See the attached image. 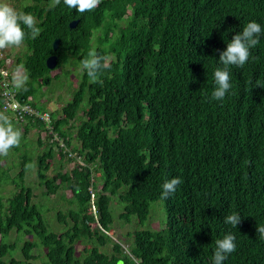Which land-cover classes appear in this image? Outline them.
Listing matches in <instances>:
<instances>
[{
    "label": "trees",
    "instance_id": "obj_1",
    "mask_svg": "<svg viewBox=\"0 0 264 264\" xmlns=\"http://www.w3.org/2000/svg\"><path fill=\"white\" fill-rule=\"evenodd\" d=\"M19 11L31 13L40 29L32 39L24 28L27 51L14 62L27 78L17 87L25 102L46 110L31 98L34 83L49 86L60 77L47 67L52 54L55 68L81 66L94 49L109 58L110 69L92 83L81 66L61 116L51 112L53 131L73 156L41 139L48 130L41 120L18 123L8 115L22 133L10 149L21 159L1 166L0 156V190L7 183L17 189L5 202L0 196V264H32L42 247L45 264H213L215 240L228 233L236 237V250L223 264H264V239L257 234L264 225V0H101L82 14L63 0L54 7L52 0H34L22 2ZM251 21L261 25L259 43L243 67H229L231 88L214 100V71L223 68L219 51ZM78 119L73 137L71 122ZM35 128L36 143L28 137ZM77 156L83 163L63 170ZM29 165L36 166L45 196L71 191V207L56 213L62 231L52 230L43 207L32 201ZM176 177V192L162 198L163 183ZM114 195L120 217L133 226L126 232L133 238L128 250L109 234ZM158 200L163 227L142 228ZM232 213L242 217L237 227L224 223ZM12 230L17 238L9 243ZM21 240L23 260L14 258Z\"/></svg>",
    "mask_w": 264,
    "mask_h": 264
},
{
    "label": "clouds",
    "instance_id": "obj_2",
    "mask_svg": "<svg viewBox=\"0 0 264 264\" xmlns=\"http://www.w3.org/2000/svg\"><path fill=\"white\" fill-rule=\"evenodd\" d=\"M100 2L101 0H63V3L68 8L76 9L81 14L97 8ZM59 3L60 0H52L53 7ZM24 28L29 30L28 34L32 39H35L40 33V29L36 26L35 17L31 13L17 11L10 4L0 0V50L13 46H21L26 36ZM261 33L262 28L259 23L255 21L248 22L243 30L234 35L230 42L227 43L225 50H216L219 51V61L223 65V68H216L214 71L216 84L212 92V98L214 100L222 101L224 99L226 93L231 88L229 67L233 65L243 67L248 62L250 49L254 48L259 43V36ZM81 66L82 69L86 71L92 83L102 82L98 81L99 74L110 69L109 58L107 56L98 55L94 49L90 50L87 56L81 60ZM26 79V77L19 78L14 76L13 84L18 88L23 87ZM1 102L2 100L0 98V111H2L0 112V156H7L11 148L19 146L22 133L19 129L14 127L8 116H13V114L2 110ZM49 112L51 114L52 111ZM59 115L60 114H58L56 118H58ZM15 120L18 122L16 118ZM48 141L51 142L49 139ZM28 167H31V165ZM180 183L181 180L179 177L165 181L162 185V198L167 199L170 193H175ZM91 201H93V199ZM92 206H94L93 203ZM241 220L242 217L240 214L232 213L225 216L224 223L232 227H237L241 223ZM257 234L259 238L264 239V225H258ZM235 240L236 237L232 233L226 234L222 239L215 240V250L212 257L213 264H223L228 258V255L236 250Z\"/></svg>",
    "mask_w": 264,
    "mask_h": 264
},
{
    "label": "rangeland",
    "instance_id": "obj_3",
    "mask_svg": "<svg viewBox=\"0 0 264 264\" xmlns=\"http://www.w3.org/2000/svg\"><path fill=\"white\" fill-rule=\"evenodd\" d=\"M34 0H3V2H6L13 6L17 11L20 10L21 3L22 2H30L32 3ZM3 51L6 53L7 58L9 59L8 62L11 63V68L13 70H16V74L14 76H17L19 78H24L25 77V72L24 68L22 66L14 67V62L18 56H23V54L27 51V46L25 43H23L19 47H9L6 49H3ZM81 66H73L69 63H66L64 66H61L59 68H54L50 72V75L53 77L54 75H60L59 78H55L52 80L51 85L43 84L42 87H39L37 83H34L35 86V92L31 98L32 102H34L35 105L37 106H44L47 110L55 112V115L58 116V114L61 113L62 106L66 104L72 97L71 92L77 88L78 82H79V77L78 74L80 72ZM79 115H83L82 111L79 112ZM11 116V115H9ZM61 116V114L59 115ZM12 117V116H11ZM73 126V130L71 131V134L75 135L76 133V126L79 123V119L76 121L74 124V121L71 122ZM18 124V123H17ZM29 137L35 142V139L37 138V133L35 130L33 132L29 133ZM42 140L48 141L46 134L42 130L40 134ZM36 143V142H35ZM77 143L75 139L72 140V145ZM31 149L37 148L36 152H41L42 148L41 146L37 144H30L29 145ZM55 147L53 146V150L57 152ZM58 156V155H57ZM2 158V163L1 166H5L8 163H10L13 159L18 162L19 159H21V156L14 151L8 152L7 156L1 157ZM57 160V157L55 158ZM76 163H79L78 160L71 161V162H66V165L64 166L63 170L65 169H71ZM80 163H83V160L80 159ZM55 166L56 164L54 163L53 166L49 169L47 172L49 176H51L54 171H55ZM20 169V164L15 165L10 169L11 175H14L18 172ZM25 182L27 185H29L32 189L33 193V202H37L39 205H41L44 209V214L46 217V220H48L50 227L52 230L58 232L62 231V226L63 223L59 222L57 218V211H62L66 212V209L71 207L70 199H71V191L68 188L60 189L58 192L55 194H51L50 196H45L43 191H44V185H42L39 182V179L36 174V166H31L28 168L25 176ZM99 189L101 185L98 186ZM14 190H17L12 184L7 183L4 185V188L0 190V196L2 197V202H5L6 197L11 195ZM162 201L158 200L155 201L151 204L150 210H149V217L145 221L144 224H142V228H153V229H159L163 227V223L160 220H164L165 223V211L164 209L161 210V212L158 211V208L162 205ZM119 204L117 201V196L114 195L110 199V204L109 208L111 210V214L113 217L114 222L112 223V230L109 232L110 237L112 238L113 241H118L125 250L129 249V243L133 240L132 236H127L126 232L130 231L132 229V225L130 223H127L123 218L120 217V211L121 209L118 208ZM124 210V209H123ZM91 211L94 213L95 212V206H92ZM135 216L131 215V220H135ZM71 222V220H69ZM136 224L134 223V227ZM64 228V227H63ZM25 239L30 238L31 236H23ZM17 238V233L12 230L9 234L8 241L9 243L15 242ZM23 240L17 241V251L14 253V258L23 260V256L19 250V247L21 246ZM83 248V244L79 243L75 246L76 252L79 253L81 252ZM112 248V244L110 243L107 246V251L110 252ZM45 249L38 248L37 251H35L36 255L39 254V256L35 257L34 259L31 260L32 264H45ZM48 264V262H47Z\"/></svg>",
    "mask_w": 264,
    "mask_h": 264
},
{
    "label": "built area",
    "instance_id": "obj_4",
    "mask_svg": "<svg viewBox=\"0 0 264 264\" xmlns=\"http://www.w3.org/2000/svg\"><path fill=\"white\" fill-rule=\"evenodd\" d=\"M8 61L9 59L6 56V53L3 50H0V98L2 100V110L5 112H11L17 120L25 123L29 119L32 121L41 120L44 123L45 128L48 129L47 131L43 129V131L47 138L54 143L55 149L59 150V147H62L64 151L68 150L69 156H73L74 154L69 151L63 139L53 131L50 112L48 110H39L32 106L31 103L25 102L24 98L18 96V89L13 84V76L16 74V70L11 68V63ZM48 134H52L53 136L49 137ZM80 159L79 156L76 157V160H78L79 163Z\"/></svg>",
    "mask_w": 264,
    "mask_h": 264
},
{
    "label": "water",
    "instance_id": "obj_5",
    "mask_svg": "<svg viewBox=\"0 0 264 264\" xmlns=\"http://www.w3.org/2000/svg\"><path fill=\"white\" fill-rule=\"evenodd\" d=\"M77 24V20H72L70 22V26L74 27ZM58 44H59V38H55L53 41V49L56 50L58 48ZM57 61H58V56L56 54H52L47 58L46 64L47 67L50 69H54L57 65Z\"/></svg>",
    "mask_w": 264,
    "mask_h": 264
},
{
    "label": "crops",
    "instance_id": "obj_6",
    "mask_svg": "<svg viewBox=\"0 0 264 264\" xmlns=\"http://www.w3.org/2000/svg\"><path fill=\"white\" fill-rule=\"evenodd\" d=\"M35 129H36V128H35ZM31 132H33V130H31ZM31 132H29V133H31ZM29 135H30V134H28V137H29Z\"/></svg>",
    "mask_w": 264,
    "mask_h": 264
}]
</instances>
